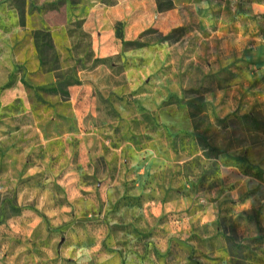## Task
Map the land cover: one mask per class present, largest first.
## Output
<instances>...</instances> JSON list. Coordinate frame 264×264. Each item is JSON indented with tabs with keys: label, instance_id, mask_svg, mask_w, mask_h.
<instances>
[{
	"label": "rangeland",
	"instance_id": "1",
	"mask_svg": "<svg viewBox=\"0 0 264 264\" xmlns=\"http://www.w3.org/2000/svg\"><path fill=\"white\" fill-rule=\"evenodd\" d=\"M0 264H264V0H0Z\"/></svg>",
	"mask_w": 264,
	"mask_h": 264
},
{
	"label": "trees",
	"instance_id": "2",
	"mask_svg": "<svg viewBox=\"0 0 264 264\" xmlns=\"http://www.w3.org/2000/svg\"><path fill=\"white\" fill-rule=\"evenodd\" d=\"M118 25V27H120V23H118L117 24ZM121 31H118V38H121ZM37 36H38V33H35L34 34V39L37 41ZM50 91H53V92H55L56 91V88H52V89H50Z\"/></svg>",
	"mask_w": 264,
	"mask_h": 264
},
{
	"label": "crops",
	"instance_id": "3",
	"mask_svg": "<svg viewBox=\"0 0 264 264\" xmlns=\"http://www.w3.org/2000/svg\"><path fill=\"white\" fill-rule=\"evenodd\" d=\"M255 45H257V44H255Z\"/></svg>",
	"mask_w": 264,
	"mask_h": 264
}]
</instances>
